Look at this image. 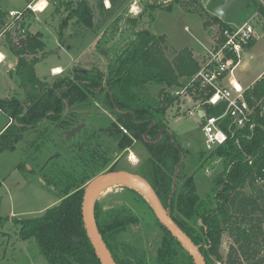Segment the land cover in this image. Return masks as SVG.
Here are the masks:
<instances>
[{
	"label": "trees",
	"instance_id": "trees-1",
	"mask_svg": "<svg viewBox=\"0 0 264 264\" xmlns=\"http://www.w3.org/2000/svg\"><path fill=\"white\" fill-rule=\"evenodd\" d=\"M102 2L100 0L101 8ZM109 2L112 8L117 0ZM91 15L87 0H80L75 7H71L60 28H65L73 18L78 23L91 25ZM60 35L59 31V39L62 40ZM38 36L39 33L28 35L17 48L9 43L17 58L11 74L17 76L28 101L22 104L13 97L0 98V109L14 120L0 138H9L7 135L11 129L17 131L9 145L0 146V150H12L25 130L34 129L44 121H58L75 102L84 101L90 94L103 92L107 105L119 112L124 120V127L112 126L114 133L111 134L115 137L120 134L118 149L130 147L133 140L145 142L156 164V183L151 186L173 221L198 246L205 264L217 261L223 264H264V117L258 116L257 111L252 128L246 126L235 131L233 137L209 152L205 160L221 157L227 170L224 179H216L210 192L200 197L192 177L179 182L185 167L181 161L184 150L168 133L164 117L176 99L170 90L182 85L181 78L187 79L199 69V63L190 50H180L170 61L163 51L166 48L165 38L140 30L116 58L109 61L105 74L77 70L72 77L63 76L49 83L35 74L34 65L39 59L23 57L27 52L36 53L43 49L45 43ZM148 84H162L170 90L161 88L156 98L151 97L148 95ZM263 96L264 76L245 91V98L251 105ZM223 110L222 103L216 107L206 106V112L210 114H219ZM71 127L72 124L64 130ZM123 128L127 133L122 132ZM80 151H83L82 146ZM67 159L62 158V153H57L40 169L43 170L44 184L57 190L58 203L39 216L13 218L12 224L18 239L28 242L26 250L30 256V252L38 253L48 264H102L87 236L81 203L87 187L84 185L96 176L98 170L96 172L95 168L104 164L107 157L92 147L88 148L86 155L83 152L76 157L72 164L69 163L71 161L66 162ZM78 162H83L81 172L76 169ZM28 164L25 161L18 167L29 175H35L39 169ZM257 177L262 181L257 182ZM246 186L249 193L243 191ZM125 188L134 193L129 200L136 204L135 209L129 206L103 209L98 199L93 204L97 231L115 262L195 264L185 247L158 220L147 197L136 189ZM141 211L149 214L154 226L161 231L154 261L150 263L119 257L112 248L114 235L138 224L142 220ZM7 219L0 216V232ZM225 232L233 237V245L224 258L219 248Z\"/></svg>",
	"mask_w": 264,
	"mask_h": 264
},
{
	"label": "rangeland",
	"instance_id": "rangeland-1",
	"mask_svg": "<svg viewBox=\"0 0 264 264\" xmlns=\"http://www.w3.org/2000/svg\"><path fill=\"white\" fill-rule=\"evenodd\" d=\"M29 1L0 0V30L7 21L8 11H21ZM79 1L50 2L43 12L33 14L27 20L28 32L24 36L17 31L0 35V41L8 48V58L0 65V97L14 95L23 100L24 93L19 85L10 80L8 75L2 78L1 72L12 63L14 58L9 43H13L17 48L28 35L35 33H39L38 37L45 42L43 47L45 52L40 49L36 53L27 52L23 57L29 60L33 57L40 59L34 66L35 74L41 78L51 75L49 83L63 76L72 77L75 69L105 74L109 61H113L140 30L165 38L166 48L163 51L168 60L171 61L176 53L186 48L199 63L206 57L208 49L215 46L216 36L222 26H238L245 22L254 26L256 37L252 47L247 48L243 53L235 75L242 78L243 82L250 83L264 70V0H229L226 4L225 0H140L141 12L138 15L128 13L131 0H117L112 8L109 0H103V8L100 0H87L92 11L91 25L78 23L73 18L67 22L65 28L61 29L60 25L65 21L71 7H75ZM224 4L225 17L220 19L214 11ZM59 31L62 40L59 39ZM55 65L62 67L63 69H60L62 72L50 74L51 66ZM180 82L184 85L186 79L181 78ZM161 88L170 90L162 84H148V95L156 98ZM174 88L179 89L180 86ZM175 98L164 117L168 133L174 136L177 146L184 150L181 161L185 167L179 182L183 183L187 178L192 177L196 192L200 197H204L214 187L216 179H224L226 163L221 157L213 159L208 157L205 160L209 152L203 150L201 118L194 111L189 113L191 102L186 95L179 94ZM123 122L120 113L107 105L104 93L97 92L95 95L90 94L84 101L69 106L60 120L44 121L34 129L25 130L21 139L15 142L16 151L11 152L14 148L7 149L9 151L0 159V176H4L3 173L6 171L8 182H18L9 184L10 189L7 190L8 194L13 193L17 208L27 212L23 217L39 216L50 202L52 206L58 203L59 197L55 194L57 190L44 184L45 180L41 176L43 170H40L57 153H62V158H68L65 161H71L69 162L71 164L83 152L86 155L88 148L92 147L107 157L104 164L95 168L96 172L98 170L97 173L95 172L96 176L88 180L85 187L94 178L113 171H129L144 177L150 184H155L156 164L144 141L133 140L130 147L118 149L120 134L119 137L111 134L114 133L112 126L117 125L122 128ZM77 123L84 125L75 135L65 139L62 133L64 128L71 124L75 126ZM16 132L11 129L7 135L9 138L5 140L1 138L0 146L9 145ZM122 132L127 133L125 128ZM81 146L83 151H80ZM57 159L58 162L59 158ZM18 161L19 164L26 161L28 165L39 171L35 175L23 171L24 179L17 169H12ZM82 164L83 162H78L77 171L81 172ZM16 176H20V181ZM126 186L121 183H111L104 187L95 199L99 200L103 209L116 206H129L133 209L136 204L129 199H132L134 193L126 189ZM243 191L249 193V188L246 186ZM0 194L4 198L8 197L5 188ZM179 214L185 219L183 213ZM141 216L142 220L138 224L130 225L114 235L115 243L112 248L119 257L134 262L144 260L150 263L154 261L161 231L154 226L149 214L141 211ZM6 236L0 234V259L3 260V264H48L38 253L35 255L30 252L29 258L25 245L17 244L13 248V243L7 241ZM231 245H233V237L225 232L221 236L219 248L224 258ZM215 264H223V262L217 261Z\"/></svg>",
	"mask_w": 264,
	"mask_h": 264
},
{
	"label": "built area",
	"instance_id": "built-area-1",
	"mask_svg": "<svg viewBox=\"0 0 264 264\" xmlns=\"http://www.w3.org/2000/svg\"><path fill=\"white\" fill-rule=\"evenodd\" d=\"M51 0H30L21 11H8L7 21L2 25L0 35L11 34L15 31L23 36L28 32L27 20L33 14L43 12ZM133 4L139 9L132 11ZM39 5V7H37ZM41 5V7H40ZM140 0H131L128 7L130 15L140 13ZM17 29V30H16ZM254 26L245 22L238 26H222L216 36L215 46L208 49V53L199 62V69L186 79L179 89H171L174 96L184 94L191 102L189 113L200 111L203 150L210 152L217 146L233 137L235 131L246 126L255 125V114L264 117V96L249 104L245 98V91L234 79L237 66L241 62L243 53L255 40ZM2 60V58H1ZM230 78L229 82L225 80ZM224 104V110L219 114L206 112V106L216 107ZM261 182V178H256Z\"/></svg>",
	"mask_w": 264,
	"mask_h": 264
},
{
	"label": "water",
	"instance_id": "water-1",
	"mask_svg": "<svg viewBox=\"0 0 264 264\" xmlns=\"http://www.w3.org/2000/svg\"><path fill=\"white\" fill-rule=\"evenodd\" d=\"M229 0H225V4L228 3ZM221 5L217 7L214 11V14L218 16L220 19L225 17V8L226 6ZM74 71H77L75 69ZM83 73L85 70H81ZM83 123H79L70 129L64 130L62 133L65 139H69L71 136L75 135L83 126ZM130 179L134 183L140 185L143 189V194L147 197L150 202L151 207L153 208L156 217L161 222V224L166 227V229L175 236L178 241L185 247V249L190 253L193 257L195 264H205L203 256L198 248V246L177 226V224L173 221L170 216V213L164 209L162 206L158 196L156 195L153 187L144 177L131 173L129 171H113L103 175H100L94 178L85 188L81 210H82V218L84 222V227L87 233V236L96 252L97 257L101 261L102 264H117L113 259L112 255L109 253L105 244L101 240V237L97 231L95 221L93 218V204L95 199H93V195L95 190L102 184L117 180V179Z\"/></svg>",
	"mask_w": 264,
	"mask_h": 264
},
{
	"label": "crops",
	"instance_id": "crops-1",
	"mask_svg": "<svg viewBox=\"0 0 264 264\" xmlns=\"http://www.w3.org/2000/svg\"><path fill=\"white\" fill-rule=\"evenodd\" d=\"M0 42H1L0 43V65H1L8 58V56H7V53H8L7 49L8 48H6V45L2 44V41H0ZM253 42H252V44H253ZM252 44H250V46L248 48L252 47ZM42 52H45L44 48H43ZM43 55L45 56V54H43ZM13 56H14V58L11 61L12 63L7 68L2 69L3 71L1 72V74H2L1 77L4 78V76L6 77L8 75L10 80H12L16 85H19V80H18L17 76L15 74H11V72L14 69V67L16 65V62H17V58L15 57V55H13ZM1 58H2V60H1ZM56 67H59L61 70L63 69L59 65L51 66L50 74H56V73L53 72V69L56 68ZM60 72H62V71H60ZM262 76H264V70L261 72V74H259L252 81H250V83L243 82L242 78H240L239 76H236L235 74H234V79H236L239 82V84L242 85L243 88L248 89V88H250L252 86V84L257 79L261 78ZM49 77H42V78L39 77V78L40 79H45V80L48 81ZM229 80H230V78H227L225 80V82L228 83ZM19 87L22 89V87L20 85H19ZM22 91L24 93L23 100L19 99L18 96H14V95H8V96H5V97H0V98H12L13 97V98H16L20 103L25 104L26 100H27V96H26V94H25L23 89H22ZM189 104H191V103H189ZM197 114H198V116H200V111ZM13 123H14V120L5 111L0 109V137L5 132L6 128L9 125H13ZM16 149L17 148H15V145H14V149L11 152H15ZM7 151H9V150H7V149L0 150V159H1V156L6 154L5 152H7ZM7 156H9V155H6V157ZM18 165H19V161L15 162V164H14L12 169H17V172H19V174L23 175V177L25 179V173H23V171L21 172V170L19 169ZM3 174H5V175L4 176L3 175L0 176V191L3 190V188H5V192L8 194L9 192H8L7 189H10L9 184H17L18 182H16V181H12L13 183L12 182H8L9 179H8V176H6V175H8L7 172L5 171V173H3ZM16 178H17V180L20 181V176L19 177L16 176ZM10 193H11V191H10ZM51 206H52V202H50L44 208L47 209L48 207H51ZM25 213H27V212L21 211V210H19V208H17V204H16V201H15V199L13 197V193L12 194H8L7 198H4L0 194V216L8 218L7 219V223L5 224L4 228L1 230L0 234L1 233H8V235L5 238H6L7 241L13 243V248H15V246H17V244L19 246L20 245L27 246L26 245L28 243L27 241H22V240L18 239V237L16 235V232H15V227L12 224V219L13 218H25V217H23V215H25ZM25 251H26V248H25ZM27 255L29 256V258L31 257L28 253H27ZM0 264H3V260L2 259H0ZM30 264H32V263H30Z\"/></svg>",
	"mask_w": 264,
	"mask_h": 264
},
{
	"label": "bare ground",
	"instance_id": "bare-ground-1",
	"mask_svg": "<svg viewBox=\"0 0 264 264\" xmlns=\"http://www.w3.org/2000/svg\"><path fill=\"white\" fill-rule=\"evenodd\" d=\"M40 7H41V5H40ZM57 69H59V71H57ZM60 71H61V70H60L59 67H56V68L53 69V72H54V73H59ZM111 183H121V184H125V185L130 186V187H132V188H134V189L141 190L142 192H144L143 189H142V187H141L140 185L134 183V182L131 181L130 179L122 178V179H117V180L109 181V182H106V183L100 185V186L95 190L94 195H93V199H95V197H97V196L101 193V191H102V189H103L104 187H106L107 185H109V184H111Z\"/></svg>",
	"mask_w": 264,
	"mask_h": 264
},
{
	"label": "clouds",
	"instance_id": "clouds-1",
	"mask_svg": "<svg viewBox=\"0 0 264 264\" xmlns=\"http://www.w3.org/2000/svg\"><path fill=\"white\" fill-rule=\"evenodd\" d=\"M37 7H39V5H38ZM132 11H133V12H137V11H139V9L136 7L135 4H133V6H132Z\"/></svg>",
	"mask_w": 264,
	"mask_h": 264
},
{
	"label": "snow or ice",
	"instance_id": "snow-or-ice-1",
	"mask_svg": "<svg viewBox=\"0 0 264 264\" xmlns=\"http://www.w3.org/2000/svg\"><path fill=\"white\" fill-rule=\"evenodd\" d=\"M57 71H59V69H57Z\"/></svg>",
	"mask_w": 264,
	"mask_h": 264
}]
</instances>
